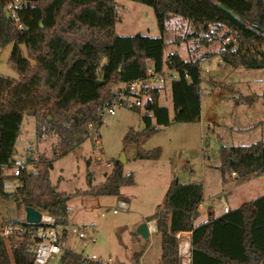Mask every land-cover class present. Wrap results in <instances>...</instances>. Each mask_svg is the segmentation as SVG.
Masks as SVG:
<instances>
[{
  "label": "trees",
  "instance_id": "16d2710c",
  "mask_svg": "<svg viewBox=\"0 0 264 264\" xmlns=\"http://www.w3.org/2000/svg\"><path fill=\"white\" fill-rule=\"evenodd\" d=\"M9 1L0 0V48L12 45L8 62L18 76L0 75V199L12 200L18 210L32 206L46 211L55 217L56 227L66 224L67 203L73 196H118L122 186L134 184L133 174L124 175L118 161L103 182L89 181L87 190L61 192L50 179L53 160L99 126L102 110L113 103L118 87L144 81L141 130L125 137L126 142H138L169 122L167 108L158 103L161 88L146 86L148 68L168 67L178 74L170 88L174 119L180 122L199 119L200 61L218 54L236 68H264V0H133L153 8L161 34L172 18L190 23L189 38L207 46L201 53L194 49L189 60L176 51L164 60L162 35L117 34L116 0H20L14 13L7 8ZM201 32L209 40L203 41ZM226 38L231 41L225 43ZM212 42L217 43L216 51L208 48ZM20 45L25 46L26 56ZM25 115L35 118L37 136L49 131L57 136L54 157L35 158L31 153L25 161L31 169L19 175L22 187L6 191L5 170L15 163V140ZM159 152L138 147L136 157L156 159ZM222 154L223 166L240 176L264 175V140L223 148ZM202 193L197 182H174L168 188L163 206L155 212L162 264H181L176 236L180 231L191 232L190 264L264 263V194L194 225ZM40 227L22 218L8 221L9 234L0 233V264H11L10 254L14 264H33L34 234ZM69 262L89 264L82 255L65 249L57 264Z\"/></svg>",
  "mask_w": 264,
  "mask_h": 264
},
{
  "label": "rangeland",
  "instance_id": "374dc122",
  "mask_svg": "<svg viewBox=\"0 0 264 264\" xmlns=\"http://www.w3.org/2000/svg\"><path fill=\"white\" fill-rule=\"evenodd\" d=\"M116 12L117 34L162 35L164 60L175 51L189 60L194 49L201 53L207 46L202 41L199 43L198 38H189L192 26L180 18H172L161 34L149 5L116 0ZM202 33L199 37L209 40ZM230 41L231 38H226L224 42ZM209 45V49L217 50V43ZM261 47L264 48V40ZM11 48V44L0 48V74L16 78L18 73L8 62ZM20 49L26 56L25 46L20 45ZM199 66V119L175 121L168 79L160 86L158 98L159 105L168 110L167 125L158 126V131L150 135L144 134L138 142H126L127 134L140 132L144 107L136 110L116 105L115 113L104 112L99 126L91 129L82 143L53 160L50 179L61 192L75 193L89 189V181L92 185L103 182L122 153L125 157L122 172L124 175L132 173L134 178V184L122 186L118 196H73L68 201L67 222L56 227L63 250L84 258L95 255L101 264H136L135 256L139 254L138 264H162L160 233L150 229L148 224L155 220V212L163 206L166 192L174 182L202 184L201 204L192 219L194 225L204 220L201 213L204 208L217 215L225 206L234 208L264 194V175L240 176L233 168L222 164L223 148L264 140V68H236L224 63L218 54L200 61ZM152 123L156 124L154 118ZM57 139L52 131L37 136L35 118L25 115L15 140L13 160L16 163L27 161L31 153L35 158L38 154L53 158ZM138 147L145 151L159 149V156L137 158ZM9 171L7 168L5 173ZM119 200L125 201L129 209L113 213ZM18 213L12 200L0 199L1 233L7 229L8 221L18 218ZM143 223L149 229L146 237L138 232ZM79 232L83 237L78 236ZM182 237H177L179 242ZM10 260L14 264L11 254ZM58 260L59 257L47 264H57Z\"/></svg>",
  "mask_w": 264,
  "mask_h": 264
},
{
  "label": "built area",
  "instance_id": "2783aa9c",
  "mask_svg": "<svg viewBox=\"0 0 264 264\" xmlns=\"http://www.w3.org/2000/svg\"><path fill=\"white\" fill-rule=\"evenodd\" d=\"M18 4H20V0H10L7 4V8L14 13L15 7ZM19 27H21V24H19ZM177 77L178 74L172 68L164 67L160 70L148 68L146 86L160 87L161 85L165 84L166 80L169 79L172 82L173 80L177 79ZM143 86V79H136L118 87L115 100L110 106H107L102 110L101 115L104 112L113 115L115 113L114 106L116 105L130 109L142 107L144 103ZM107 165L110 166V163H107ZM26 168L31 169V165L26 164L25 161L19 163L15 162L12 164L9 168V173H6V178L3 181L4 188L6 190L8 188L14 190L16 188L22 187L23 184L19 179V175ZM128 209V204L123 200H119L117 207L113 210V213H117L120 210L126 211ZM224 209L226 212L228 211V207H225ZM39 211L41 216L38 223L41 225V227L36 230L34 234V237L36 238V245L34 247L33 264H47L49 261L59 257L63 250V246L60 233L56 228L55 217L46 211ZM73 230L76 231V229ZM9 232L10 229L7 228L5 231L0 233L7 236ZM178 233L176 234L177 237H179ZM78 236L83 237V233L79 232ZM85 259L89 264H101L95 255Z\"/></svg>",
  "mask_w": 264,
  "mask_h": 264
},
{
  "label": "crops",
  "instance_id": "0c3cea01",
  "mask_svg": "<svg viewBox=\"0 0 264 264\" xmlns=\"http://www.w3.org/2000/svg\"><path fill=\"white\" fill-rule=\"evenodd\" d=\"M1 75V74H0ZM120 86V85H119ZM108 166V165H107ZM264 181V179H263ZM203 188V187H202ZM201 204V202H200ZM200 204H199V207H200ZM241 205V204H240ZM239 205V206H240ZM226 207V206H225ZM224 207V208H225ZM238 207V206H237ZM223 208V212L222 213H219L217 215L215 214H212L210 212V210H206L204 208V210L201 211L202 214H204V220H202L201 222H204L206 221L208 218H209V215L212 214L214 217H218L220 215H222L223 213H226L225 209ZM236 208V207H234ZM233 208H228V210H231ZM207 214V216H206ZM18 218H22L24 219V209H21L19 210V213H18ZM17 219V218H16ZM150 225V229H153V230H157L156 228V222L155 220L153 222H149ZM148 232H149V229H148ZM179 238H181V235L183 236L182 238L184 239L185 238V234H186V238L183 240V239H180V242H179V254L181 256V264H190L191 262V248H190V243H191V232L190 231H180L179 233ZM188 235V236H187ZM188 242V247H186V243ZM260 264V263H259Z\"/></svg>",
  "mask_w": 264,
  "mask_h": 264
},
{
  "label": "water",
  "instance_id": "95a60500",
  "mask_svg": "<svg viewBox=\"0 0 264 264\" xmlns=\"http://www.w3.org/2000/svg\"><path fill=\"white\" fill-rule=\"evenodd\" d=\"M7 16H9V12H7ZM139 34V33H137ZM119 163L125 162L124 154L122 153L121 156L117 160ZM40 211L32 206H26L24 208V219L29 223H38L40 220ZM138 232L141 233L143 236L148 235V226L146 223H143L139 228Z\"/></svg>",
  "mask_w": 264,
  "mask_h": 264
},
{
  "label": "bare ground",
  "instance_id": "6f19581e",
  "mask_svg": "<svg viewBox=\"0 0 264 264\" xmlns=\"http://www.w3.org/2000/svg\"><path fill=\"white\" fill-rule=\"evenodd\" d=\"M182 235H183V234H182ZM187 236H188V235H187ZM185 238H186V234H185ZM185 238H184V239H185ZM182 239H183V238H182ZM184 239H183V240H184ZM186 239H187V238H186ZM186 247H188V242L186 243Z\"/></svg>",
  "mask_w": 264,
  "mask_h": 264
}]
</instances>
